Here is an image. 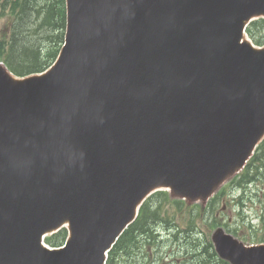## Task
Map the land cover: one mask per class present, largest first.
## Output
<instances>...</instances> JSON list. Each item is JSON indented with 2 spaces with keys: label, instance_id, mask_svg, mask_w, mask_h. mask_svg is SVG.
<instances>
[{
  "label": "water",
  "instance_id": "95a60500",
  "mask_svg": "<svg viewBox=\"0 0 264 264\" xmlns=\"http://www.w3.org/2000/svg\"><path fill=\"white\" fill-rule=\"evenodd\" d=\"M66 3L49 70L13 79L0 68V264H103L149 190L207 195L264 132V58L250 63L237 41L264 0H183L160 12ZM64 223V250L42 247ZM215 239L237 263L264 264L263 246Z\"/></svg>",
  "mask_w": 264,
  "mask_h": 264
},
{
  "label": "rangeland",
  "instance_id": "374dc122",
  "mask_svg": "<svg viewBox=\"0 0 264 264\" xmlns=\"http://www.w3.org/2000/svg\"><path fill=\"white\" fill-rule=\"evenodd\" d=\"M32 17H34L32 21L34 22V26L37 27V30H27L28 32L26 35L30 38L36 37L39 29L42 30L39 27L43 26V19H41L39 10H34V14H32ZM24 18H26V16ZM12 28L13 20L4 15L0 16V38L9 37ZM46 28L47 27H45L44 29ZM257 28V33H259V25L257 26ZM262 45H264V43ZM15 51L16 49L14 47V53ZM239 196L244 197L242 208L236 205L234 202V200ZM150 197L151 203L148 205V209L151 208V212L149 213L150 215L148 214V216L146 217V219L149 221V225H147L146 227L145 236L142 233L138 235V240L135 239L138 247H134L133 250L123 249V251L120 252L128 251L130 252L131 256H134L135 258H137V260L144 258L143 256L145 255V252H150L148 257H151V261L148 264H183L184 256L180 253L183 252V250L179 249L180 245L178 244L177 248V246L168 239V235L165 231L162 230L163 228H161V224L158 221H156V223L151 221L152 215H155L153 218H165V220H168V218H173L175 226H185L188 229L190 225L186 226L182 219L183 217H185L186 221L193 222V232L190 235H193V238L196 240V242L192 241L194 243H197L196 247H200V249H203L204 247L202 246L210 242V236L215 227L211 226V222L207 213L199 212L194 208L197 207L196 205H199L198 202H183L176 205L175 203H173L172 198H170L169 196H167V198L165 199L164 197L158 196L156 195V193H154ZM223 202L225 204V207L223 211H221V206H218V209L216 210V217L219 223L222 224V227L226 232L232 234L234 237L243 241L244 243L264 242L263 180L259 179L248 184L245 190H234L233 188H227V190L223 194ZM201 205H203V203H201ZM150 226L153 232L159 230L158 232H156V234H153V236H151ZM179 238L180 240L178 241V243L183 241V238L181 236ZM132 240H134L133 237L131 238V241ZM131 241L129 244H131ZM211 250L213 252L212 247ZM136 251L138 255L135 254ZM120 252L116 254L114 264H125L121 259V256H118ZM139 252H144V254L141 255ZM165 252H170L167 257L164 255ZM165 258L172 260L168 262L165 260Z\"/></svg>",
  "mask_w": 264,
  "mask_h": 264
},
{
  "label": "trees",
  "instance_id": "16d2710c",
  "mask_svg": "<svg viewBox=\"0 0 264 264\" xmlns=\"http://www.w3.org/2000/svg\"><path fill=\"white\" fill-rule=\"evenodd\" d=\"M11 1V0H9ZM20 1V0H17ZM30 0H22L17 10H13L11 7V14L14 15V19H17L15 22L13 30L9 35V40H2L0 42V57H4L8 65H10L17 74H25L30 72H35L44 69L49 60L53 57L55 51L52 54V50L48 60H45L44 56L41 53V47L43 43L48 41L54 42V45H58L62 40L63 28H64V14L62 11V0H52L51 7L40 10L39 14L41 15L42 25L39 28V31L36 34V37H28L27 30L35 29L34 22L32 19V14L36 8L31 7V4L28 3ZM17 3H14L16 5ZM13 11L15 13L13 14ZM3 10H0V14ZM26 16V18H24ZM31 16V19H30ZM40 17V16H39ZM22 20V21H21ZM47 27L46 29H44ZM13 43V45H12ZM7 47V52L4 50V46ZM12 45V50H11ZM14 47L16 49L14 53Z\"/></svg>",
  "mask_w": 264,
  "mask_h": 264
}]
</instances>
